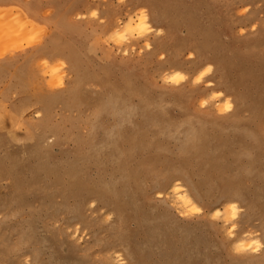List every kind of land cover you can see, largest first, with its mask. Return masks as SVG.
Masks as SVG:
<instances>
[{
	"label": "rangeland",
	"instance_id": "obj_1",
	"mask_svg": "<svg viewBox=\"0 0 264 264\" xmlns=\"http://www.w3.org/2000/svg\"><path fill=\"white\" fill-rule=\"evenodd\" d=\"M120 263L264 264V0H0V264Z\"/></svg>",
	"mask_w": 264,
	"mask_h": 264
},
{
	"label": "bare ground",
	"instance_id": "obj_2",
	"mask_svg": "<svg viewBox=\"0 0 264 264\" xmlns=\"http://www.w3.org/2000/svg\"><path fill=\"white\" fill-rule=\"evenodd\" d=\"M139 16V15H138ZM134 19V18H133ZM133 22L134 21H132V19H130L129 20V22H127V24L125 25V26H117V33L119 34L122 30H124V34L125 35H127V34H131V33H134L133 31L134 30H137V29H140V28H142L145 24H147V16L144 14V13H142L140 16H139V18H138V20H136V22H138V25L137 26H133ZM135 22V23H136ZM124 34L122 35V36H124ZM121 35V34H120ZM149 45V44H148ZM209 71V68H208V65H204V66H202V69L199 71V74H200V77H199V79H201L207 72ZM229 107H230V103H226V108L227 109H229ZM172 181V180H171ZM168 184H170L169 182H168ZM167 184V185H168ZM179 184V183H178ZM178 184H176V185H174L173 186V195L175 196V199L177 200V203H179L180 204V206L182 207V209H189V208H191L192 207V205H193V201H192V199L187 195V194H185L182 190H181V188L178 186ZM169 188V187H168ZM175 201V200H174ZM176 202V201H175ZM234 203L233 202H231V203H229V205H233ZM221 209V208H220ZM230 209H232V218L234 219V218H236V216H237V214H238V212L236 211V207L235 206H231L230 207ZM225 210H227V209H225ZM216 212H218V211H216ZM227 213V212H226ZM230 213V212H229ZM222 215H224L223 213H221ZM218 216H221V215H218ZM228 216V215H227ZM226 218V217H225ZM228 218H230V217H228ZM232 218H230V219H232ZM227 220V219H226ZM231 233V232H230ZM233 235V234H232ZM247 239V238H246ZM245 240V239H244ZM248 240V239H247ZM254 244V243H253ZM255 244H258L257 243V241H256V243ZM250 245H252V243L251 244H249V243H242L241 245H239V247L241 248V250H248V249H250L249 247H250ZM258 247H260V245H257V248ZM259 249V248H258ZM257 249V250H258ZM121 264V263H120Z\"/></svg>",
	"mask_w": 264,
	"mask_h": 264
}]
</instances>
